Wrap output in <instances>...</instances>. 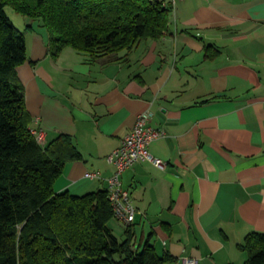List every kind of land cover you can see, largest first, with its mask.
<instances>
[{
	"label": "crops",
	"instance_id": "crops-1",
	"mask_svg": "<svg viewBox=\"0 0 264 264\" xmlns=\"http://www.w3.org/2000/svg\"><path fill=\"white\" fill-rule=\"evenodd\" d=\"M16 18L30 127L45 142L70 135L81 154L53 190H107V156L146 111L163 132L148 149L164 167L141 161L120 175L135 246L168 254L164 264H242L245 236L264 233V0H175L165 35L95 59L69 46L53 57L42 22ZM109 226L124 237L123 223Z\"/></svg>",
	"mask_w": 264,
	"mask_h": 264
},
{
	"label": "trees",
	"instance_id": "trees-1",
	"mask_svg": "<svg viewBox=\"0 0 264 264\" xmlns=\"http://www.w3.org/2000/svg\"><path fill=\"white\" fill-rule=\"evenodd\" d=\"M10 6L49 31L53 57L69 46L90 58L130 50L140 40L169 31L170 0H0V264H164L145 243L137 248L132 227L124 237L107 190L56 193L66 162L81 158L72 137L40 144L29 128L17 66L27 59L23 32L6 13ZM242 264H264V233H248L238 246Z\"/></svg>",
	"mask_w": 264,
	"mask_h": 264
},
{
	"label": "built area",
	"instance_id": "built-area-1",
	"mask_svg": "<svg viewBox=\"0 0 264 264\" xmlns=\"http://www.w3.org/2000/svg\"><path fill=\"white\" fill-rule=\"evenodd\" d=\"M174 5L175 0H170ZM37 121V119H35ZM149 113L144 111L137 114L135 123L121 140V143L108 156L107 160L114 166V171L108 177L107 196L111 203L113 216L124 225L133 223L136 214V208L132 204L128 190L121 184L120 175L126 168L131 167L137 162L149 161L158 167H164V162L154 157L149 149L150 142L163 135V132L150 126ZM31 134L40 144L45 142V131L40 126H31ZM86 177H99V172H86ZM183 264H196L197 260L189 257L181 258Z\"/></svg>",
	"mask_w": 264,
	"mask_h": 264
},
{
	"label": "rangeland",
	"instance_id": "rangeland-1",
	"mask_svg": "<svg viewBox=\"0 0 264 264\" xmlns=\"http://www.w3.org/2000/svg\"><path fill=\"white\" fill-rule=\"evenodd\" d=\"M6 13L8 15V17L10 18V20L15 24V26L18 28V24H21L16 16L18 15L19 17H22L21 15H19L18 13L15 12V10L13 8H11L10 6L6 7Z\"/></svg>",
	"mask_w": 264,
	"mask_h": 264
}]
</instances>
